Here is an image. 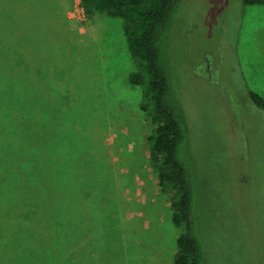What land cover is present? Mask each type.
<instances>
[{"label":"rangeland","instance_id":"374dc122","mask_svg":"<svg viewBox=\"0 0 264 264\" xmlns=\"http://www.w3.org/2000/svg\"><path fill=\"white\" fill-rule=\"evenodd\" d=\"M73 8L0 0V264H173L178 230L122 20ZM245 13L242 0H181L170 32L209 264H264V109L237 51Z\"/></svg>","mask_w":264,"mask_h":264},{"label":"trees","instance_id":"16d2710c","mask_svg":"<svg viewBox=\"0 0 264 264\" xmlns=\"http://www.w3.org/2000/svg\"><path fill=\"white\" fill-rule=\"evenodd\" d=\"M180 1L81 0V3L87 17L106 14L122 20L135 66L128 80L143 85L140 108L152 125L148 135L150 165L178 230L173 264H209L195 199L196 157L190 145V128L170 49V32ZM242 4H264V0H242ZM249 95L264 109L261 96L251 90Z\"/></svg>","mask_w":264,"mask_h":264},{"label":"crops","instance_id":"0c3cea01","mask_svg":"<svg viewBox=\"0 0 264 264\" xmlns=\"http://www.w3.org/2000/svg\"><path fill=\"white\" fill-rule=\"evenodd\" d=\"M245 7L246 13L237 51L249 83L248 88L264 99V49L257 47L256 42L260 44V41L256 33L252 31L250 24L253 21V28L258 30L262 27L264 29V4H248Z\"/></svg>","mask_w":264,"mask_h":264},{"label":"built area","instance_id":"2783aa9c","mask_svg":"<svg viewBox=\"0 0 264 264\" xmlns=\"http://www.w3.org/2000/svg\"><path fill=\"white\" fill-rule=\"evenodd\" d=\"M72 1V5H73V9H72V11H78V12H80L79 13V15L81 16V17H86V14H85V12H84V8H83V6H82V3H81V0H71ZM76 8H78V9H76Z\"/></svg>","mask_w":264,"mask_h":264}]
</instances>
